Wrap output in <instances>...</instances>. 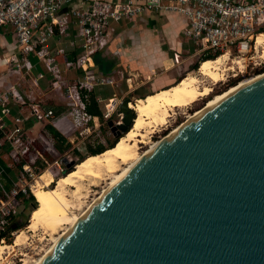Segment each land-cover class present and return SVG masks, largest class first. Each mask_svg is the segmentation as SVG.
<instances>
[{
  "label": "water",
  "instance_id": "water-1",
  "mask_svg": "<svg viewBox=\"0 0 264 264\" xmlns=\"http://www.w3.org/2000/svg\"><path fill=\"white\" fill-rule=\"evenodd\" d=\"M41 264H264V73L159 143Z\"/></svg>",
  "mask_w": 264,
  "mask_h": 264
},
{
  "label": "built area",
  "instance_id": "built-area-1",
  "mask_svg": "<svg viewBox=\"0 0 264 264\" xmlns=\"http://www.w3.org/2000/svg\"><path fill=\"white\" fill-rule=\"evenodd\" d=\"M159 12L185 17L184 35L201 53L227 55L232 64L242 68L241 73L261 65L263 56H259L256 42L264 33V0H0V28L13 30L19 51L9 60L12 66L8 71L22 78L30 76L35 68L32 58L38 57L52 76V89L67 98L71 107L66 115L58 116L55 108L23 94L19 83L0 93L1 151L9 167L18 170L16 182L7 188L9 174L0 163V244L14 235L12 226L21 215L23 203L34 196L42 174L55 168V173L51 170L53 176L61 175V154L56 148L61 135L54 142L48 126L59 130L64 122L71 123L72 127L62 134L70 141L71 150L76 149V141H85L96 131L87 110L90 94L96 86H113L115 80L93 71L94 56L108 48L117 26ZM66 37H70L69 43L55 53L46 50L52 39ZM77 49L80 54L74 56ZM173 60L180 64L181 55L176 53ZM71 70L81 72L82 77L66 88L65 95L63 78ZM44 78L40 73L35 85ZM12 102L22 108L28 106L29 111L14 117L10 127L6 122L11 117ZM121 102H102L107 122ZM31 120L44 126L39 138L29 135L26 124ZM45 152L54 159L49 160Z\"/></svg>",
  "mask_w": 264,
  "mask_h": 264
},
{
  "label": "bare ground",
  "instance_id": "bare-ground-1",
  "mask_svg": "<svg viewBox=\"0 0 264 264\" xmlns=\"http://www.w3.org/2000/svg\"><path fill=\"white\" fill-rule=\"evenodd\" d=\"M256 44L258 51L263 50L264 54V33L258 36ZM230 59L229 56L222 55L215 60L203 61L197 75L189 74L174 86L139 98L135 103L131 102L130 108L136 113L135 121L129 132L124 134L114 147L101 154L81 160L75 165L73 171L60 179H55L51 170L45 171L39 178L34 193L38 206L30 215L29 226L26 230L16 234L13 245L0 244V264H8L9 257L15 255L18 248L27 244L31 234L36 235L41 230L44 232L64 230L69 225L65 233L54 240L50 249L43 253L39 259L31 260L28 257L24 260V264H41L71 228L144 156L221 97L216 96L203 110L190 116L184 124L175 128L161 141H151V135L166 127L178 109L191 106L212 95L213 87L226 79L222 72L234 69L227 66ZM206 81H211V86L205 85ZM141 145L148 147V149L142 152L143 147ZM111 178L113 181L108 185L104 194L86 206V200L89 198L91 189ZM53 184L54 189L51 192H45V189L52 188ZM40 208H43L42 211L35 214ZM72 210H83V212L76 218H72Z\"/></svg>",
  "mask_w": 264,
  "mask_h": 264
},
{
  "label": "crops",
  "instance_id": "crops-1",
  "mask_svg": "<svg viewBox=\"0 0 264 264\" xmlns=\"http://www.w3.org/2000/svg\"><path fill=\"white\" fill-rule=\"evenodd\" d=\"M163 18L168 19L169 22L166 25H161L160 28L146 26L148 24L153 25L154 23H158ZM186 26L187 19L185 17L175 13L160 12L147 13L142 17L136 19L132 23L121 24L116 27V34L113 35L108 48L105 51L100 52L99 55L100 58H103L104 55L109 53L111 59L115 58L112 56H117L119 59L117 60V62L120 61V64L111 65V69L108 70L109 72H107L108 74H105L102 71H99L97 65H95V59H93V71L97 75H102L115 80L113 74L116 71H120L122 73L124 71L140 70L142 73H144V75L148 74L151 77L156 75L158 67H162L164 68V73L156 76L155 78L153 77L154 88H161L160 90H162L174 86L184 78L183 74L190 70V67L194 63L195 59H203L204 56L207 55L205 53H201L200 48L195 46L191 42V40L185 37L184 30ZM69 40L70 37H66L64 39L54 38L47 44L46 50L49 53H55L59 48L67 45L69 43ZM61 42L63 44H61ZM192 47L195 49V51L190 56L185 57L184 55L186 50H190ZM169 52L172 54L171 56H168ZM18 53L19 51L16 45V37L13 33V30L11 28H0V93L4 92L10 86L19 83L20 89L23 94L30 97L32 100L43 102V97L46 96V91L49 89L50 83L52 81L51 74L47 71L45 64L38 57H33L32 63L35 68L31 72L30 76L25 75V78H22L21 76L12 75L8 71L12 66L9 63V60H11V58L16 56ZM176 53L181 55L182 60L180 64H175L173 60ZM78 54H80L79 49H77L76 52H73L74 56ZM105 63L108 64L107 62ZM40 73H44L45 78L43 80H39L38 85H35L37 76ZM189 74L191 73H188L187 75ZM68 75L76 82L80 79V77H82L81 72L73 70L68 71L65 73L63 78L64 84L67 82L66 76ZM133 76H136V74H133ZM127 80L128 88L130 90L133 89V79L129 78ZM115 84L113 86H96L93 92L90 94V99L91 97H94L100 111L102 112V118H100L97 116H93L88 111V113L93 117L91 126L93 129L95 128L96 131L100 129L101 121L104 122L103 124L107 123V119L105 118V105L102 102L109 103L110 99L120 100V98L117 96L118 94H112L109 91L106 92L108 87L113 88L115 87ZM57 96L58 98L55 100V106L48 107L46 104L44 105H46L48 108H55L58 116L62 117L69 112L71 107L68 105L67 101L65 102V106L61 107V97L64 96L62 94L60 95L59 93L57 94ZM10 108L11 117L6 122L10 127L12 126L11 122L14 117L19 116L20 114L27 115V111H29L28 106H24L22 108L15 102L11 103ZM43 127V124L37 123L35 120H31L26 124V128L29 130V135L32 138H39L41 134L40 132H43ZM71 127V123L66 121L61 124V129L59 130H57L53 126H48V129L50 133H52L50 128L53 129V133L51 135L53 137L52 139L55 142L56 138H58L59 135H61V137L63 138L62 134ZM79 142L84 141L80 139ZM106 149L107 148H105V150ZM73 151H76L77 156H80L82 152L79 147L78 149H74ZM45 155L49 160L54 159V156L49 155V153L45 152ZM77 158L79 159V157ZM0 163L7 169L6 171L9 174L7 188H11L13 186V183L16 182L18 170L16 167H9V160L4 157L3 150H0ZM25 202L22 206L21 215L26 210L25 208L27 205ZM19 220L20 216L17 221Z\"/></svg>",
  "mask_w": 264,
  "mask_h": 264
},
{
  "label": "rangeland",
  "instance_id": "rangeland-1",
  "mask_svg": "<svg viewBox=\"0 0 264 264\" xmlns=\"http://www.w3.org/2000/svg\"><path fill=\"white\" fill-rule=\"evenodd\" d=\"M168 22H169L168 19L163 18L158 23H154L153 25L148 24L146 26L147 27H158V28H160L161 25H166ZM194 51H195V49L192 47L190 50H186L184 56L188 57ZM171 55L172 54L169 52L168 56H171ZM263 55H264L263 50H261L259 52V56H263ZM112 57H115V58L111 59L110 55L108 53V54L104 55L103 58H99V60L103 61V62H107L110 67L113 64L114 65L120 64V61L117 62V60H119L117 56H112ZM230 60L227 62V66H228V68L233 67L234 69L228 70L226 72H222L223 74H225L226 79L213 87L212 95L206 99H203V100L195 103V104H192L191 106H188V107H185L182 109H178L175 112V114L173 115L174 117H172L169 120V124L166 127L162 128L161 131L159 130L158 132L151 135V141H153V142L161 141L162 138H164L165 136L167 137L175 128H178L179 126L184 124L190 116L195 115L197 112L203 110L216 96H222L225 93H227L228 91H230L232 88H234L235 86L240 84L241 82L264 73V57L263 58L261 57V59H260V61H261L260 66L256 67L255 69H253L252 67H249L247 69V71H243V73H241V71H240V70H242V68L239 70L238 67H236L235 64H232V62ZM110 61H112V62H110ZM202 62H203V59H201V58L195 59L194 63L190 67V70L188 72L184 73L183 76L185 77L188 73L197 75L199 68L194 70V66L196 64H199V63L201 64ZM200 64H199V66H200ZM162 73H164V68H162V67H158L156 75L151 76L152 78L148 74L144 75V73H142L140 70L124 71L122 73L120 71H116L113 74V76L115 77V81H116L115 87H113V88L108 87L106 92L109 91L112 94L113 93H116V95L118 94L117 96L120 98L119 101H121V100L123 101L125 99L130 98L132 100V103H135L137 99L144 98L145 95L156 93V91H159L161 89V88H154V86H153L154 80L153 79L156 76L161 75ZM105 74H108V73L105 72ZM133 74H136V76H133ZM1 75H2V73H1ZM233 75H235V76H233ZM68 76H66L67 82L62 85L63 86L62 91L65 93V95H66V88L69 86H72L73 84L76 83V81L73 78H70V76L69 77ZM129 78L133 79V81H132V85H133L132 88L133 89H131V90L127 86V82H128L127 79H129ZM200 79H202V78L200 77ZM206 84L211 86V81H206L205 85ZM233 84H236V85L233 86ZM139 93H141V94H139ZM57 94L58 93L56 91H54L50 85L49 89L46 91V96L43 97L44 103L42 101H39V102L46 104L48 107H53V106H55L54 105L55 100L58 98ZM66 101L68 102L67 98L61 97V104H60L61 107L65 106ZM65 110H66V108H65ZM110 121H113L115 124L121 122V116H119L118 110L108 122H110ZM108 122L106 124H103L104 122L101 121L100 129L97 130L96 132H94L92 135H90L89 138H87L84 142H79V141L75 142V144L77 145L76 149H78V147H79L82 150L81 156H77L76 151L74 152L73 150H71L72 145H71L70 141L65 140L64 138L61 137V144L56 146V148L58 149V151L61 154V175L59 177H63L66 174L73 171L75 165L78 162H80L81 160H84L87 156L91 155V153H92L91 150H93L95 152V150H97V148L100 146H103L104 148H107V149H108V147L111 148V145L113 143H115V141L117 140V134L118 133L114 134L112 132V128L109 126ZM152 136H153V138H152ZM38 144H40L41 148H43V145L41 143H38ZM141 147H143L141 150L142 152L146 151L148 149V147H146V146L144 147V145H141ZM45 148H49V147L45 146ZM52 154H56V153H52ZM70 156H71V159L68 158ZM77 157H79V159H77ZM63 159H67L70 164L67 165L66 163H62ZM52 160L53 159H51V161ZM51 170H53V173L56 172L55 168H51ZM57 178L58 177H55V179H57ZM112 181H113V178H111L110 180H105V181H103L104 183L101 182L98 186L93 187L89 193V198H87L85 205L87 206V205L91 204L92 202H94V200L96 198H99L101 194H104L108 185L111 184ZM53 186H54V184L51 187H53ZM33 204L34 203L31 202V204L28 206V209L25 210L22 215H20V221L19 222H20V225H22L23 227L19 230L12 231L14 233V235H11L6 240V242H5L6 244L13 245L15 242L16 234L22 230L27 229V227L29 226V222H30V215L32 213L31 211H33ZM42 205L43 204L41 203V206ZM42 209L43 208H40L37 212H41ZM82 212H83V210H72L71 217L76 218ZM68 227H69V225H67L64 228V230H55V231H47V232H44L41 230L36 235H32L30 233L31 238L29 241H27V244H25L26 246L23 245L21 248H18L17 251L15 252V255L10 256L9 259L7 260L8 264H24V260L27 259L28 257L31 260L39 259L43 255V253L47 252L50 249V246L53 243V241L65 233V231L67 230Z\"/></svg>",
  "mask_w": 264,
  "mask_h": 264
},
{
  "label": "trees",
  "instance_id": "trees-1",
  "mask_svg": "<svg viewBox=\"0 0 264 264\" xmlns=\"http://www.w3.org/2000/svg\"><path fill=\"white\" fill-rule=\"evenodd\" d=\"M264 32V31H263ZM100 53H98V54H96L95 56H94V59H95V65H97V68L99 69V71H102L103 73H105V72H109L108 70H110L111 69V67L108 65V64H106L105 62H103V61H100L99 60V58H100ZM217 57H219L218 55H211V54H207L206 56H204V58H203V61H207V60H215V59H217ZM200 64V63H199ZM199 64H196L195 66H194V70H196V69H198L200 66H199ZM201 65V64H200ZM104 67V68H103ZM105 69V70H104ZM236 84H233V86H235ZM87 109H88V111L93 115V116H97V117H100V118H102V112L100 111V109H99V107H98V104L96 103V101H95V99H94V97H91V99L88 101V105H87ZM50 130H51V132L53 133V129L52 128H50ZM3 137V134L0 132V139ZM57 137V136H56ZM117 141H118V139L115 141V143H113L112 145H111V148L112 147H114V145L117 143ZM59 144H61V142L59 141V142H56V146L57 145H59ZM109 149V148H108ZM0 150H1V146H0ZM104 150H105V148L103 147V146H100V147H98L97 148V150H95V152L93 151V150H91V152H92V154L91 155H89V156H92V155H98V154H101V153H103L104 152ZM107 150V149H106ZM105 150V151H106ZM81 155H82V152H81ZM80 155V156H81ZM89 156H87V157H89ZM86 157V158H87ZM85 158V159H86ZM84 159V158H83ZM61 177H59V178H57V179H60ZM54 189V187H52V188H47V189H45V192H51L52 190ZM31 202H33L34 204H33V210L35 209V207L37 206V202H36V198H35V196H31L30 198H28V199H26V210L28 209V206L31 204ZM32 212V211H31ZM37 213H40V212H37ZM36 213V214H37ZM20 221V220H19ZM16 222L15 224H13V228L11 229L12 231H16V230H19V229H21L23 226L22 225H20V222Z\"/></svg>",
  "mask_w": 264,
  "mask_h": 264
}]
</instances>
